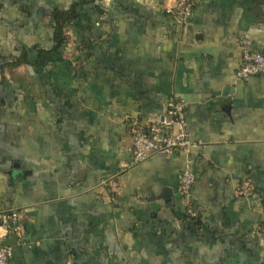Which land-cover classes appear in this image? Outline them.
<instances>
[{"label":"crops","instance_id":"crops-1","mask_svg":"<svg viewBox=\"0 0 264 264\" xmlns=\"http://www.w3.org/2000/svg\"><path fill=\"white\" fill-rule=\"evenodd\" d=\"M89 1L0 0V213L25 228L9 264L259 261L264 75L236 73L244 41L264 50V0H195L185 26L167 12L177 0ZM74 5L53 51V12ZM176 99L200 143L195 220L178 191L188 155L130 166L132 123Z\"/></svg>","mask_w":264,"mask_h":264},{"label":"built area","instance_id":"built-area-1","mask_svg":"<svg viewBox=\"0 0 264 264\" xmlns=\"http://www.w3.org/2000/svg\"><path fill=\"white\" fill-rule=\"evenodd\" d=\"M195 0H177L174 7L167 12L174 17L177 24L185 26L189 23ZM246 49L243 54V65L236 73L238 80L247 82L252 77L264 75V50L254 51L249 48L250 42L244 41ZM187 104L180 99L172 102L167 114L157 121L142 120L132 123V149L130 166L138 165L154 155H175L183 153L189 156L184 170L179 176V194L191 217H196L192 209V188L196 176L192 171L191 155L200 147L187 130ZM246 187V188H245ZM249 184L242 192L248 190ZM246 189V190H245ZM24 215L19 210L0 213V264H9L13 257V248L4 241L15 236L18 242L24 237Z\"/></svg>","mask_w":264,"mask_h":264},{"label":"trees","instance_id":"trees-1","mask_svg":"<svg viewBox=\"0 0 264 264\" xmlns=\"http://www.w3.org/2000/svg\"><path fill=\"white\" fill-rule=\"evenodd\" d=\"M94 3L95 0H91L88 3ZM87 3V2H86ZM85 3V4H86ZM78 5L72 6L69 10H55L54 15V37H53V51H58L61 48H64L68 42L66 35V26L71 25L80 18L78 12ZM102 13V10H99ZM22 64H29L28 56L26 51H23L20 57L16 61L10 63L11 66H19ZM191 217V216H190ZM193 220L197 219L192 217Z\"/></svg>","mask_w":264,"mask_h":264},{"label":"water","instance_id":"water-1","mask_svg":"<svg viewBox=\"0 0 264 264\" xmlns=\"http://www.w3.org/2000/svg\"><path fill=\"white\" fill-rule=\"evenodd\" d=\"M17 243H18V239L15 236L4 241V244L9 247H15ZM253 264H264V251L262 253L261 259L259 261L253 262Z\"/></svg>","mask_w":264,"mask_h":264},{"label":"rangeland","instance_id":"rangeland-1","mask_svg":"<svg viewBox=\"0 0 264 264\" xmlns=\"http://www.w3.org/2000/svg\"><path fill=\"white\" fill-rule=\"evenodd\" d=\"M68 43H69V41H68Z\"/></svg>","mask_w":264,"mask_h":264}]
</instances>
